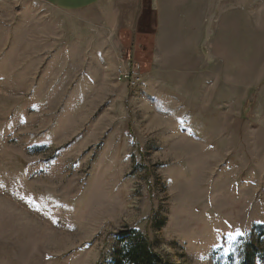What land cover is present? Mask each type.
I'll return each mask as SVG.
<instances>
[{
  "label": "rangeland",
  "instance_id": "rangeland-1",
  "mask_svg": "<svg viewBox=\"0 0 264 264\" xmlns=\"http://www.w3.org/2000/svg\"><path fill=\"white\" fill-rule=\"evenodd\" d=\"M130 229L264 264V0H0V264H112Z\"/></svg>",
  "mask_w": 264,
  "mask_h": 264
},
{
  "label": "trees",
  "instance_id": "trees-1",
  "mask_svg": "<svg viewBox=\"0 0 264 264\" xmlns=\"http://www.w3.org/2000/svg\"><path fill=\"white\" fill-rule=\"evenodd\" d=\"M116 238L121 246L115 252L112 264H167L144 233L130 229L120 232ZM262 260L264 261V256ZM245 264L253 262L248 259Z\"/></svg>",
  "mask_w": 264,
  "mask_h": 264
},
{
  "label": "crops",
  "instance_id": "crops-1",
  "mask_svg": "<svg viewBox=\"0 0 264 264\" xmlns=\"http://www.w3.org/2000/svg\"><path fill=\"white\" fill-rule=\"evenodd\" d=\"M46 3L51 5L52 7L64 10V11H82L91 9L98 4L102 3L104 0H44ZM237 15H239L240 10L236 9L234 11ZM224 14V10L220 13ZM240 31V30H239Z\"/></svg>",
  "mask_w": 264,
  "mask_h": 264
}]
</instances>
